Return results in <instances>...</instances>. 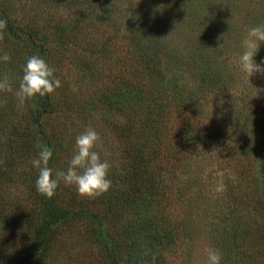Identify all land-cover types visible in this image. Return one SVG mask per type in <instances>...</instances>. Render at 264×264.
Masks as SVG:
<instances>
[{
	"label": "rangeland",
	"instance_id": "374dc122",
	"mask_svg": "<svg viewBox=\"0 0 264 264\" xmlns=\"http://www.w3.org/2000/svg\"><path fill=\"white\" fill-rule=\"evenodd\" d=\"M24 1L7 0L9 11L20 16L24 24L28 22L29 16L34 15L42 19L44 17L57 27L62 24L94 25L93 28L90 26V30L92 34H96V40L91 43L87 51L75 48L70 52V57L76 61L69 64L71 67L79 69L80 66L88 74L93 73L92 68L101 69L102 73L112 75L129 71L126 77L132 80L136 75L134 73L132 76V72L139 71L141 68L144 70L145 67L142 62L137 64L124 56L128 26L139 29L137 24H152L151 29L155 34H159L158 31L161 28L169 26L163 32L166 36L163 42L170 41L171 44H175V41H181L183 44L186 32L191 33L192 36L195 32L186 29L178 30L175 24H197L195 20L192 22L189 18L195 16V12H192V15L181 14L172 7H165L163 0H91L98 3L92 8L85 4L87 0ZM105 1L109 3L101 4ZM232 1H237L238 6L229 8L230 11L226 6H222L221 10L225 11L224 14L218 15L213 10L207 12L206 9L211 4L206 7V13H204L206 18L213 22L212 24H238L237 28L228 29L232 30V35L236 29L239 38L235 36L236 42H227L228 40L219 42L218 45L222 47L219 51L223 54L215 57L221 61L220 66L223 68L226 66L223 60L227 56V51L229 53L226 67L230 70L225 78H228L229 84L226 90L206 91L198 74L191 72L187 66L180 65L182 67L176 68L161 64L164 68L166 94L171 93V90L181 91L184 95L188 93L189 101L192 103L189 104V109L173 105L175 119L169 122L172 127H169L163 137L169 144L168 147L165 146L164 155L159 164L161 175L158 183L162 185L159 190L164 193V203L161 206L165 207V218L172 221L180 220L184 226V237L181 234V239L178 241L180 245L177 249H170L165 253L164 264H205L206 250L209 248L220 251L221 264H264V244L257 248V244L264 242L262 234L264 206L261 205L264 201V174L260 172L258 164V145L262 140L264 123H257L258 118L263 116L264 109V73H254L249 77L240 69L238 62V57L243 50V41L251 29L250 24L264 23V0ZM204 3L206 6L210 1H204ZM51 4L56 5L58 10L55 7L54 10H47V6ZM100 5L107 6L108 8L105 7V9L108 11L101 10ZM157 8L162 10L158 11ZM116 30L118 33H113L115 39L112 45H108L105 38ZM144 42L147 43L148 39ZM86 44V41H83V46ZM261 53H264L262 44L256 53L258 58L256 56L254 58L257 62L264 61V55ZM69 75L72 77L75 74L69 71ZM150 75L146 74L145 78L143 77V84L148 86L155 80ZM3 76L7 79V76ZM3 78L0 76V79ZM8 81L10 84H15L13 80ZM83 82L88 83V81ZM79 85L81 94L88 93L87 86ZM15 87H19V80ZM13 92L12 95L10 91L6 92L13 98V107L19 109L25 107L26 111H21L22 114L15 117L16 123L8 121L10 129L2 130L0 126V225L6 222L5 226L1 227L0 234L10 235L11 246L26 248L35 240V228L42 213L44 195L38 192L35 186L37 171L30 163L35 155L18 156L19 159L13 163L15 160L12 154L14 134L26 133L28 140L34 146L39 143L38 133L34 130L27 131V127L33 129L29 122L34 113L32 106L35 101H31V97L21 103L16 92L14 90ZM86 93L83 94L84 99H86ZM0 96V113L2 114V109L10 103V100ZM83 108L87 106H82ZM81 111L83 114L79 117L83 118H80L78 125L85 128L86 124L95 123L97 132L100 134L98 142L106 147L103 150L109 151L112 148V124L118 126L127 122L129 118L117 111L112 112V107L102 105L95 108L96 117L92 119L90 117L92 114ZM230 119L233 121H229ZM52 123L54 120H48V127ZM3 124L4 122L0 125ZM216 126L218 128L214 129ZM45 128L47 129L46 125ZM203 130L209 132L208 135H211V138L198 143L195 140L202 138ZM110 163L112 165V162ZM109 171H112V167ZM60 187L68 186L62 183ZM63 196L65 194H60L61 198ZM75 196L80 200L84 198L81 201L86 202L85 197L88 195L77 193ZM100 202L99 199L97 204ZM257 204L259 207L255 208ZM84 207V213L89 216L90 206L84 205ZM105 210L98 215L108 222L106 219L111 214L107 206ZM18 214L21 218H27L26 222L23 219L25 222L23 226L10 227L12 217ZM240 214H250L253 221L250 229L238 226L241 229L237 232L249 233L246 237L256 241L248 243L249 256L242 253V257L233 258L232 254H229L231 251H228L233 247L226 241L220 243L224 240L212 239L209 231L213 222L222 223L224 219L230 223L238 219ZM131 216L127 214L126 222L132 220ZM124 217L119 220L120 224L114 227L116 234L121 233L119 231L124 228L126 223H122L125 220ZM78 221L68 225L62 224L53 238V243L60 247V249L57 247L58 253L55 248L53 249L56 253L54 264H109L106 247L103 243H98V235L94 233L92 223L84 216L79 217ZM241 221L249 223L245 216L241 217ZM255 222L259 224L256 226ZM3 227L7 229L5 232ZM113 232L112 226H108L107 233L112 235ZM4 241L6 242L7 238H4ZM2 246L4 251L6 244Z\"/></svg>",
	"mask_w": 264,
	"mask_h": 264
},
{
	"label": "trees",
	"instance_id": "16d2710c",
	"mask_svg": "<svg viewBox=\"0 0 264 264\" xmlns=\"http://www.w3.org/2000/svg\"><path fill=\"white\" fill-rule=\"evenodd\" d=\"M163 1L165 7H172L181 14L192 15V12H195L196 15L189 18L197 24H175L176 29L190 30L195 32V35L192 36L191 33L186 32L184 43L176 42L174 39L175 46L170 41L163 42L166 37L163 32L169 26L161 28L158 31L159 34H155L151 29L152 24H137L139 29L128 26L124 56L137 64L142 62L145 67L144 70L141 68L139 71L132 72V76L136 74L135 79L132 80L126 77L129 71L112 75L102 73L101 69L92 68L93 73L88 74L80 66L79 69H74L69 65L76 62L70 57L72 50L78 48V50L87 51L91 43L96 40V34H92L90 30L93 24H62L57 27L44 17L42 19L34 15L29 16L28 22L24 24L20 16L9 11L7 0H0V19L6 21L5 28L0 30V54L6 52L11 56L9 61L0 62V76L3 78L5 75L7 80L15 81V84H11L10 94L14 93L13 90L17 91L18 88L15 86L22 75V66L26 58L33 54L42 56L53 66L56 69L54 75L61 81V86L53 93L45 96L37 94L32 97L31 101H35L32 106L34 113L29 123L33 129L27 127V131L34 130L38 133L39 143L43 142L52 148L53 156L49 161L50 167L53 169L67 168L75 137L85 129L78 125L80 118H83L79 117L83 114L81 110L92 114L90 116L92 119L96 117L95 108L102 105L112 107V112L117 111L129 118L127 122L118 126L112 124L113 139L112 148L109 151L103 150L106 147L101 142H98L96 149L101 152L102 158L112 162V171H109V178L112 181L110 188L102 194L89 196V198L86 196L87 201L84 202L81 201L84 198L80 200L75 196L78 192L73 185H66L68 187L64 188L60 187L61 183L51 198L44 195L43 209L35 228L34 242L26 248L11 246L10 235L0 234V264H54L56 253L53 249L55 248L58 253L60 247L53 243V238L62 224L79 222L78 218L81 216L89 219L94 233L98 235V243L105 245L109 264H161L162 262L164 264L166 262L165 253L170 249H177L180 245L178 241L181 239V234L184 237V226L180 220L172 221L165 218V207L161 206L164 203V193L159 190L162 185L158 183L161 175L159 164L164 155L165 146L168 147L169 144L163 137L169 127H172L169 122L175 119L173 105L189 109L188 106L192 103L189 101L188 93L184 95L181 91L171 90V93L166 94L164 68L161 64L176 68L187 66L191 72L198 74L206 91L226 90L229 84L228 78L225 79L230 70L226 67L229 53L227 51V56L225 55L226 58L223 61L226 66L223 68L220 66L221 61L215 57L223 54L219 51L222 49L221 45H218L219 42L222 40L236 42V38H239L236 29L234 36L230 30L237 28L238 24H212L213 22L208 20L204 13L206 10L207 12L213 10L214 13L221 15L225 13L221 10L222 6H226L230 11L229 8L238 5L237 1L232 0ZM204 1H210V3L205 6ZM108 3L105 1L101 4ZM85 4L92 8L98 3L87 0ZM209 4L211 5L206 9ZM51 5L46 9L54 10L56 5ZM103 5H100L101 10L108 11L105 9L108 7ZM55 8L58 10L57 7ZM256 25L250 24L251 28ZM113 33L118 32L116 30L105 38L108 45H112L115 39ZM145 39H148L147 43L144 42ZM83 41H86V46H83ZM262 49H264V44H262ZM256 57L258 58V55ZM69 71L75 75L71 77ZM146 74H151L155 79L148 86L142 83ZM83 81H88V83ZM77 84L87 86L88 93L81 94ZM7 91L0 90V95L10 100V103L2 109V114L0 113V124L4 122L0 125L2 130L10 129L8 121L16 123L15 117L21 115V111H26L25 107H22L23 109L13 107V98L6 93ZM84 93H86V99L83 98ZM82 106H87V108L82 109ZM262 114L263 116L258 118L257 123H264V109ZM48 120H54L50 127H48ZM89 125L97 131L95 123L86 124V126ZM217 128L218 126L214 129ZM201 134H203L202 138L195 140L198 143L211 138V135H208L209 132L203 130ZM12 142L14 149L12 154L15 158L13 163L19 159L18 156L35 155L36 147L28 140L26 133L14 134ZM258 151L259 170L264 174V132L258 145ZM10 165L16 166L17 164ZM60 194H65V196L61 198ZM99 199L101 202L97 204ZM84 205L90 206V217L84 213ZM261 205L264 206V201ZM261 205L260 209H262ZM106 206L111 214L106 219L108 222L98 215L106 211ZM254 207H259V205ZM127 214L132 215V220L128 222H126ZM243 216L248 220V224L241 221ZM122 217L125 219L122 223H126L119 231L121 233L116 234L114 227L120 224L119 220L123 219ZM23 219L26 222L27 218H21L20 214L15 215L9 226H23L25 223ZM252 221L250 214H240L238 219L230 223L224 219L222 223L213 222L209 233L212 239L224 240L220 243L226 241L229 246L233 247L228 249L233 258L242 257V253L249 256L248 243L256 240L246 237L249 233L241 234L237 231L241 229L238 226L250 229ZM5 224L6 222H3L2 226ZM106 224L112 226V231H114L112 235L107 233ZM258 224L255 222L256 226ZM2 226L0 225V229ZM6 230L4 228V232ZM262 234L264 235L263 229ZM4 238H7L6 242H3ZM4 243L6 247L3 251ZM263 244L264 242L257 244V248ZM245 246L246 249H244Z\"/></svg>",
	"mask_w": 264,
	"mask_h": 264
},
{
	"label": "clouds",
	"instance_id": "9594fccd",
	"mask_svg": "<svg viewBox=\"0 0 264 264\" xmlns=\"http://www.w3.org/2000/svg\"><path fill=\"white\" fill-rule=\"evenodd\" d=\"M158 11L162 10L157 8ZM6 26V21L0 19V30ZM261 44H264V23L257 24L248 31L243 41V50L238 57L240 69L249 77L254 73H264V61L257 62L254 58ZM11 59L8 53L0 54V62ZM19 78L16 91L21 103L37 94L45 96L53 93L61 86V81L54 73L56 69L42 56L33 54L26 58ZM0 90H12L7 79H0ZM100 134L92 126H87L75 137L73 151L67 162L66 169H53L49 161L53 156L52 148L41 142L36 147L35 156L30 163L37 171L35 180L36 190L51 198L61 183L73 185L81 195L94 196L107 191L112 181L109 170L112 167L108 159L102 158L96 150ZM205 264H221L222 255L219 250L209 248Z\"/></svg>",
	"mask_w": 264,
	"mask_h": 264
}]
</instances>
